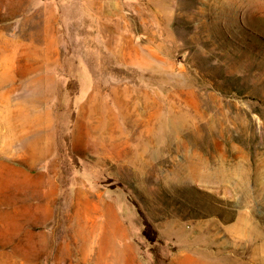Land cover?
<instances>
[{
	"label": "rangeland",
	"instance_id": "rangeland-1",
	"mask_svg": "<svg viewBox=\"0 0 264 264\" xmlns=\"http://www.w3.org/2000/svg\"><path fill=\"white\" fill-rule=\"evenodd\" d=\"M0 264H264V0H0Z\"/></svg>",
	"mask_w": 264,
	"mask_h": 264
},
{
	"label": "crops",
	"instance_id": "crops-1",
	"mask_svg": "<svg viewBox=\"0 0 264 264\" xmlns=\"http://www.w3.org/2000/svg\"><path fill=\"white\" fill-rule=\"evenodd\" d=\"M104 235L105 236L108 235V238L110 237L112 238V240L120 242L118 245H120L123 242L122 246L118 248L114 247L113 249L119 252V251H122L124 248H126L125 251L127 250L128 252L125 255L123 254V257H125V261L127 260V262H133V260L136 257V252H135L134 245H132L133 242L124 243V240L128 239V233L126 231L119 230L118 232L115 231V232L107 233ZM123 245H125V247H123Z\"/></svg>",
	"mask_w": 264,
	"mask_h": 264
}]
</instances>
